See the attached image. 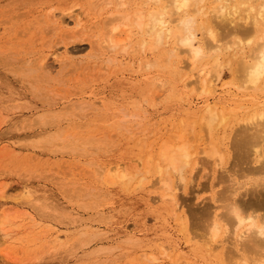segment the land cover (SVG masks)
I'll use <instances>...</instances> for the list:
<instances>
[{
    "label": "rangeland",
    "instance_id": "rangeland-1",
    "mask_svg": "<svg viewBox=\"0 0 264 264\" xmlns=\"http://www.w3.org/2000/svg\"><path fill=\"white\" fill-rule=\"evenodd\" d=\"M160 1L167 0H0V190L12 204L0 206L10 229L8 235L0 229V264H151L154 256L155 264H230L205 249L194 213L220 211L219 193L229 191L233 180L246 189L253 182L252 174L247 180L240 174L247 165L238 160L234 141L244 118L237 105L253 97L239 91L236 67L249 60L255 42L235 30L243 11L224 31L217 22L221 42L247 40L218 62L207 51L192 66L175 36L159 45L135 22L125 25L126 19L113 35L129 45L103 42L104 26L114 16L126 9L131 20L134 9L153 11ZM206 1L213 13L216 2ZM121 28L131 29L129 36ZM262 31L247 34L257 40ZM204 63L205 72L214 71L219 93L207 100H220L228 114L225 133L217 125L207 135L200 124L207 97L191 91L190 81ZM181 120L191 125L198 162L185 173L178 192L181 219H175L158 195L154 165L144 163ZM209 136L218 145L224 136L221 167L203 153ZM112 165L148 175L128 183L119 172H107ZM25 186L37 200L24 201ZM241 190L235 195L247 197ZM223 234L222 228L217 238ZM55 235L60 242H53Z\"/></svg>",
    "mask_w": 264,
    "mask_h": 264
},
{
    "label": "bare ground",
    "instance_id": "bare-ground-1",
    "mask_svg": "<svg viewBox=\"0 0 264 264\" xmlns=\"http://www.w3.org/2000/svg\"><path fill=\"white\" fill-rule=\"evenodd\" d=\"M213 1L216 2L213 13H211V9H208L206 0H191L192 7L188 9V12L190 13H197L200 12L201 9H203V15L198 18L196 31L200 32L197 46L202 47L204 49V53L207 51L210 52V54L214 57L213 61L218 62V60L220 61L221 57L229 53V49L236 50L238 44H244L247 41L246 39H248L247 43H250L251 40L252 42H255V46H253L249 54V60L244 59L245 61H239V64L236 67V76L239 81V91L241 90L240 92H243L244 96L247 97L250 94L247 91H251L252 95H250L249 98L251 96L253 97H251L248 101L247 98H245V100L243 101H240L241 99L237 97L240 101L237 105V112H240L239 114L244 118L237 127V134L239 136L237 139L235 138L234 141V145L238 150V160L240 161V163L247 165V168L244 167L247 170L246 174L244 173L245 169L243 172V169H240V167L242 166L239 167L240 171H242L240 174L247 176V178L244 177L245 180L248 179L249 174H252L254 178L252 184L247 189L240 188L242 187L243 183H238L235 185L234 180L232 181V183H230L229 181V191L224 190L222 193H219L221 200L219 204L221 208L220 211L213 212L210 209L203 208L198 211V214L194 213L195 215H198L199 218L196 222V228L199 232L197 230L196 231L198 232L199 237L203 240L204 247L207 251L214 254L218 253L219 257L224 256V259H228L230 264H264V238H261L256 230L245 232L244 229L238 228L239 224L236 218V215L238 216L239 214L245 218L249 215L256 217L259 214V223L264 225V81H261L255 86L250 83V72L254 67V63L259 59V53L264 51V13L261 12V10L264 9V0H260L257 5L254 2L256 0ZM161 2L162 1L157 2L159 5H157L156 8L169 11V15L166 17L169 23V34H162L160 32V29L155 23V20L159 17L149 15L153 11H145V9H142V7H140L139 9H134L133 11H131L132 16L130 20V14L128 13V11L125 12L126 9L124 8L125 11L122 9V13L114 16L104 26L106 27V29L103 31L105 32L103 42H108L109 47L111 48L117 47L121 42L123 43L125 41V38H115L113 35V31L119 28V25H124L123 23L121 24V22L126 19L125 25H128L127 21L128 23L132 24L135 22L140 30H142L145 34L155 40L159 45L163 44L165 41L167 42L168 40L166 38L169 37L170 34L175 36L176 47H179L181 51H186L187 57L190 60V64L193 66L200 59L204 58V55L197 60H193L191 52L188 49L181 48L179 46V40L182 38V35L177 32V29L179 28L178 22L183 13L178 14L175 11V8L173 7L174 0H167L165 3ZM124 3V1L119 2L120 5H123ZM218 5L226 7L228 9V12L225 15L221 16L219 14V7H217ZM242 5L246 6H243L244 8H242ZM233 8L239 10L238 14L241 13V11L245 13L244 19L236 24L235 30L241 31L244 34L246 41L238 38L237 41L231 40L232 42L226 41L224 43L216 38L217 22L223 25V31L226 30L225 28L228 27L226 25L234 23V19L237 18L235 17L236 14L232 12ZM127 10L130 11V9L128 8ZM77 23L79 24L78 20ZM172 23L175 24L173 25ZM125 28L123 27V29ZM258 28H263V31L257 37V40L255 39L254 35L247 34L248 30ZM123 29L122 33L129 36L131 29L129 30V32L127 30L128 34H126L127 32L125 33ZM229 31H231L232 34L233 32H235L234 30ZM118 32H116V34ZM127 36H125L126 39L129 38ZM222 37L225 38V36ZM124 44L125 43H123L119 47H122ZM127 44L129 45L128 42L125 45ZM141 45H143L144 47V45L146 44L143 41ZM125 48L123 47V49ZM213 73L214 71L209 70L208 72H205L204 63V66L199 68L195 77L190 81L192 83L191 85H194L192 89L190 88L191 91H194L193 89H200V92H198L199 90L197 92L195 90V92L202 93V95H206L204 97H207L203 98L205 102L199 107L201 108L200 110H203L200 124L207 135H210L217 125L223 126V133L228 130V122L226 120L228 114L225 112V109H223L224 107L222 105L224 104L219 103L220 100L215 101V99H213L212 102H209L207 100L209 95H215L217 91V85H215V77L211 76L213 75ZM243 94L241 95L243 96ZM51 110L53 109L51 108ZM182 121L183 120H181V125H179L180 127L174 132L168 134V131L166 132V130L164 129L168 135H166V137L161 140V144L159 146L157 145L155 149L153 146L154 152L148 151V154L145 153L147 154V157L144 163L146 168L151 167L152 164L154 165V173L156 175L155 181L159 183L161 187V193L158 195H160L161 198H166L170 206V211L175 219H181L182 202L180 200L179 190L185 180V173L191 168L195 169L198 162L197 157L195 156L197 153V145L194 144L193 137H190V135L188 134L191 125L189 124L188 120L184 123H182ZM145 139H143V141L146 144ZM223 139L224 136H222V142L220 141V145H218L213 143L212 139L209 136V139L206 142L209 143V147L206 150H203V153H206L207 155V159L209 160L210 158H212V164L217 167H221L225 160L226 148L222 146ZM197 140H199V138H197ZM153 141L154 139L152 140L151 144H153ZM149 144L150 143L148 142V147ZM149 148L146 147V149ZM159 151L160 154L157 155L156 153ZM99 168L102 172L105 171L104 168ZM146 168L144 167V169ZM110 171H113V174L119 172L120 174L118 177L120 179L125 178L128 183L135 178L139 180L138 182H141L144 178H147L148 175V171L142 172V170L135 172V174H127L119 165H112L108 167L107 172L109 173ZM173 176L176 180H173ZM23 188L24 191L22 197L25 198L24 201L30 202V200L38 199V195H36L33 190L28 189L26 186ZM238 189L239 191L242 189L243 191H241L248 196L243 197L240 195H235L236 190ZM7 197L8 195L6 191L4 189H1L0 206H5V208L8 210L11 209L12 204L9 203ZM156 200H159V196ZM154 202L156 201L154 200ZM40 210L42 212L39 213L44 212L43 209ZM237 211H239V213ZM30 222L32 226L33 222ZM5 223L6 218H2L0 214V229L2 230L4 235H8L10 234V229L5 226ZM180 223L181 225L184 224L183 222ZM222 228L224 232L223 238L225 239H218L217 237L219 236ZM52 240L55 243L60 242V236L55 235ZM178 248H180V245L175 246V249ZM240 258L241 260H239ZM156 259L157 258L155 256L152 257V259H150L151 264H155L154 261ZM156 261H158V259Z\"/></svg>",
    "mask_w": 264,
    "mask_h": 264
},
{
    "label": "clouds",
    "instance_id": "clouds-1",
    "mask_svg": "<svg viewBox=\"0 0 264 264\" xmlns=\"http://www.w3.org/2000/svg\"><path fill=\"white\" fill-rule=\"evenodd\" d=\"M173 7L178 14L183 13L178 22L179 28L177 29V32L182 35V38L179 40V46L181 48L188 49L192 54L193 60H197L204 55V49L197 46L196 43L198 39L196 26L198 18L203 15V9L197 13L188 12V9L192 7L191 0H174ZM217 7H219V14L221 16L228 12L226 7L220 5ZM238 11L239 10L236 8L232 9L234 14H238ZM261 12L264 13V9H262ZM149 15L159 17L155 20V23L162 34L170 33L169 23L166 19V17L169 15L168 10L156 9L153 10V12ZM261 81H264V51L259 53V59L254 63V67L250 72V83L255 86ZM237 212L239 213V211ZM236 218L239 224L238 228L244 229L245 232L256 230L258 235L261 238H264V225L259 223V214L256 217L249 215L246 218L239 214L238 216L236 215Z\"/></svg>",
    "mask_w": 264,
    "mask_h": 264
}]
</instances>
